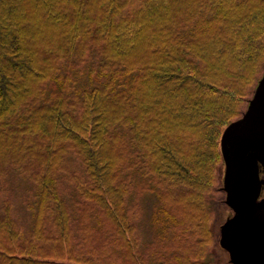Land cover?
Returning <instances> with one entry per match:
<instances>
[{
  "label": "trees",
  "instance_id": "trees-1",
  "mask_svg": "<svg viewBox=\"0 0 264 264\" xmlns=\"http://www.w3.org/2000/svg\"><path fill=\"white\" fill-rule=\"evenodd\" d=\"M263 72L264 0H0V264H209Z\"/></svg>",
  "mask_w": 264,
  "mask_h": 264
},
{
  "label": "water",
  "instance_id": "water-1",
  "mask_svg": "<svg viewBox=\"0 0 264 264\" xmlns=\"http://www.w3.org/2000/svg\"><path fill=\"white\" fill-rule=\"evenodd\" d=\"M222 190L232 215L220 225L231 264H264V72L242 116L221 137Z\"/></svg>",
  "mask_w": 264,
  "mask_h": 264
},
{
  "label": "rangeland",
  "instance_id": "rangeland-1",
  "mask_svg": "<svg viewBox=\"0 0 264 264\" xmlns=\"http://www.w3.org/2000/svg\"><path fill=\"white\" fill-rule=\"evenodd\" d=\"M75 83L78 86H84V85H90L92 84V71H91V65L90 63H86L81 70L74 71L73 73ZM247 107V105H246ZM245 107V109H246ZM244 109V111H245ZM243 111V112H244ZM75 169L78 170V165L74 166ZM222 168V176L221 181L219 178V182L217 184V187L221 190L223 186V175H224V165L221 166ZM23 180L19 179H11V185H14V189L21 190L25 187V184L22 182ZM22 184V185H20ZM223 191V190H222ZM224 192V191H223ZM220 194L223 197H220L217 204H220V206L216 207L217 213H215V221H214V229L216 233V244L213 246L211 251L206 257V260L204 262H208L209 264H231L229 261V255L228 253L223 250L220 247L219 240H220V225L229 217L232 215L231 209L225 204V193ZM140 198V201L136 200L135 197ZM262 197H264V189L262 191ZM223 198V199H222ZM130 203L134 205V203H137L139 206V220L137 221L138 226V236L139 240L144 245V247L147 246V243L153 242L156 244L157 248L164 247V237H162L161 233L158 231V224L153 222L152 218H149L150 216V210L149 207L146 205L145 198L141 194H137L136 190H133V197L130 198ZM141 208V209H140ZM149 210V212H148ZM221 210V213H220ZM149 215V216H148ZM219 215V216H218ZM220 224V225H219ZM156 225V226H155ZM167 240V239H166Z\"/></svg>",
  "mask_w": 264,
  "mask_h": 264
}]
</instances>
